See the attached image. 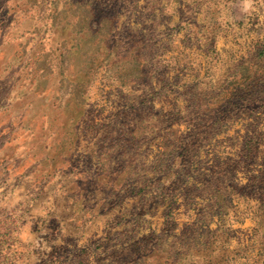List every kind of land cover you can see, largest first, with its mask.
I'll return each mask as SVG.
<instances>
[{"label": "rangeland", "instance_id": "rangeland-1", "mask_svg": "<svg viewBox=\"0 0 264 264\" xmlns=\"http://www.w3.org/2000/svg\"><path fill=\"white\" fill-rule=\"evenodd\" d=\"M0 15V264H264V0Z\"/></svg>", "mask_w": 264, "mask_h": 264}, {"label": "trees", "instance_id": "trees-1", "mask_svg": "<svg viewBox=\"0 0 264 264\" xmlns=\"http://www.w3.org/2000/svg\"><path fill=\"white\" fill-rule=\"evenodd\" d=\"M251 86V87H250ZM257 87L254 85V84H252V83H250L249 85H248V88H247V92H248V95L250 96V97H252L254 94H256L257 93ZM234 96V97H233ZM236 96H238V94H237V91H236V93L234 92L232 95H229V98L228 99H230L227 103H226V105L227 106H232V105H234V101L233 100H235V97ZM248 101H250V100H248ZM250 143V142H249ZM251 147V146H250ZM258 178H260V179H262V180H260V181H258L257 182V184H259V185H263V182H264V176H261V177H258ZM213 254H214V252H213ZM212 253H211V257L213 258V259H215L216 258V255L214 256ZM228 262V261H227ZM198 264H201L200 263V260H199V262H198ZM216 264H219V261L218 262H216Z\"/></svg>", "mask_w": 264, "mask_h": 264}, {"label": "crops", "instance_id": "crops-1", "mask_svg": "<svg viewBox=\"0 0 264 264\" xmlns=\"http://www.w3.org/2000/svg\"><path fill=\"white\" fill-rule=\"evenodd\" d=\"M1 15H2L3 18H5L6 15L8 16L9 15V7H7V9H6V14H5V12H2ZM3 18H2V23L4 22V19ZM4 29H5V26L2 25V24H0V32L3 31Z\"/></svg>", "mask_w": 264, "mask_h": 264}]
</instances>
